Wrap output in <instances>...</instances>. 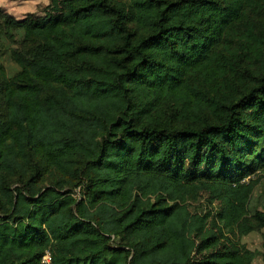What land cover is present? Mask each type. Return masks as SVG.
<instances>
[{
    "label": "trees",
    "instance_id": "obj_1",
    "mask_svg": "<svg viewBox=\"0 0 264 264\" xmlns=\"http://www.w3.org/2000/svg\"><path fill=\"white\" fill-rule=\"evenodd\" d=\"M59 3L0 14V264H264V0Z\"/></svg>",
    "mask_w": 264,
    "mask_h": 264
},
{
    "label": "rangeland",
    "instance_id": "obj_2",
    "mask_svg": "<svg viewBox=\"0 0 264 264\" xmlns=\"http://www.w3.org/2000/svg\"><path fill=\"white\" fill-rule=\"evenodd\" d=\"M59 0H0V14H9L13 18L21 19L29 13L36 16L52 18L59 13ZM9 40L6 38V43ZM3 63L7 68V72H11L14 67L7 57H4ZM243 241L251 248H257L260 243L259 235L251 233L243 237ZM258 264V263H255Z\"/></svg>",
    "mask_w": 264,
    "mask_h": 264
},
{
    "label": "built area",
    "instance_id": "obj_3",
    "mask_svg": "<svg viewBox=\"0 0 264 264\" xmlns=\"http://www.w3.org/2000/svg\"><path fill=\"white\" fill-rule=\"evenodd\" d=\"M42 262H43L44 264H51V263H50V256H49V253H48V252L43 256V258H42Z\"/></svg>",
    "mask_w": 264,
    "mask_h": 264
}]
</instances>
